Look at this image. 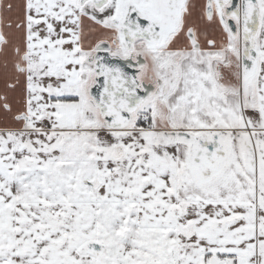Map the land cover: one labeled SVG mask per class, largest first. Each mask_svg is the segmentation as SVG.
Returning a JSON list of instances; mask_svg holds the SVG:
<instances>
[{
    "label": "snow or ice",
    "instance_id": "1",
    "mask_svg": "<svg viewBox=\"0 0 264 264\" xmlns=\"http://www.w3.org/2000/svg\"><path fill=\"white\" fill-rule=\"evenodd\" d=\"M0 264H264V0H0Z\"/></svg>",
    "mask_w": 264,
    "mask_h": 264
}]
</instances>
